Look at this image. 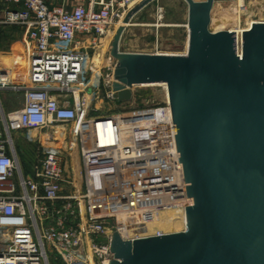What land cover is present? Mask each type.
<instances>
[{
	"label": "built area",
	"instance_id": "obj_1",
	"mask_svg": "<svg viewBox=\"0 0 264 264\" xmlns=\"http://www.w3.org/2000/svg\"><path fill=\"white\" fill-rule=\"evenodd\" d=\"M1 1L3 22L26 28L29 53L23 81L0 67V91L23 95L20 107L0 108V264H52L57 257L62 264H109L113 232L126 240L166 233H148V222L175 207L184 215L192 202L185 194L168 100L164 106L102 115L88 100L73 96L89 85L83 81L84 68L90 67L88 45L122 20L129 0H87L73 7L65 0L55 5ZM111 82L112 72L109 90ZM56 126H71L67 135L80 156L79 195L61 193L73 180L66 175L62 147L53 143L57 134L65 135ZM30 128L48 130V145L39 146L41 158L28 173L12 132ZM27 139L41 141L40 136ZM178 167L181 178L175 179ZM123 210L128 214L121 218Z\"/></svg>",
	"mask_w": 264,
	"mask_h": 264
},
{
	"label": "water",
	"instance_id": "obj_2",
	"mask_svg": "<svg viewBox=\"0 0 264 264\" xmlns=\"http://www.w3.org/2000/svg\"><path fill=\"white\" fill-rule=\"evenodd\" d=\"M139 0L116 28L111 97L165 83L185 194L182 230L123 239L111 234L109 264H264V21L237 33L209 30L214 0L187 6V47L178 53L120 50ZM237 47L239 52H237Z\"/></svg>",
	"mask_w": 264,
	"mask_h": 264
},
{
	"label": "rangeland",
	"instance_id": "obj_3",
	"mask_svg": "<svg viewBox=\"0 0 264 264\" xmlns=\"http://www.w3.org/2000/svg\"><path fill=\"white\" fill-rule=\"evenodd\" d=\"M137 2L139 0H129V8ZM244 2L245 7H247L243 14L244 18L264 21V0H244ZM236 3L237 0H214L209 30H235L239 25H244L243 20L239 23L233 19L232 15L236 11ZM3 7L4 4L0 0V67L7 72H12L13 75L19 76V78L21 76L25 78L29 53V44L26 38L27 30L21 25L3 22ZM223 16L227 17L228 21L219 26V19ZM117 22L115 21L110 26L109 31L99 42L94 45H88V55L90 57L88 63L90 67L84 68L86 73H84L83 81H89L88 86L90 87L93 84L91 87L93 92L91 96L82 87V92L77 91L79 97L89 102L92 97L94 100L92 101L93 103L90 102L91 109L96 114L102 115L128 112L132 109H143L148 106H164L166 102L165 90L164 86L159 84L134 85L132 87L133 96L129 102L120 105L113 103V99L109 95L111 89L109 90L108 88L107 77L112 72L114 65V58L110 54V49L113 35L119 26ZM187 38V6L185 3L182 0H154L139 11L132 19L131 24L126 26L120 41V50L138 53L182 54L186 52ZM86 44L88 43L86 42ZM96 56L99 59L98 61H95L97 60V58L95 59ZM21 79L18 80H24L23 78ZM74 91L73 96H76V90ZM66 94L72 95V93ZM0 102V108L3 109V112L9 108L20 107L23 103L22 92L20 90H2L0 91ZM70 127L56 126L55 129L65 135L57 134V141L53 143L62 147V152L65 155L66 175L73 180L71 186L68 184L63 186L61 193L79 195L83 191L81 188L80 156L78 148L71 144L73 138L67 135L70 132ZM47 133L48 130L46 129L34 128L12 132L24 172L31 173L32 168L37 164L38 159L41 158L38 153L39 146L43 144L47 147L48 144L44 140ZM28 135L31 137L40 136L41 141L39 144L29 141L27 139ZM179 214H181V210L176 207L159 211L157 213L159 220L151 222L147 226V232L182 230L185 226L182 216H173ZM47 248L57 257L58 253L52 244L48 243ZM52 264H62V261L57 257V259L54 258L52 260Z\"/></svg>",
	"mask_w": 264,
	"mask_h": 264
},
{
	"label": "bare ground",
	"instance_id": "obj_4",
	"mask_svg": "<svg viewBox=\"0 0 264 264\" xmlns=\"http://www.w3.org/2000/svg\"><path fill=\"white\" fill-rule=\"evenodd\" d=\"M237 7H236V11H234L235 13L232 15L233 16V19L236 21V22H239L240 23V21L241 20H243V24L244 25H239V27L237 28V29H235V31H236V33H237V37H238V39L240 38V33H241V31H243L244 29H247L249 26H250V24L253 22V21H256V20H253V19H249V18H244L243 17V14H244V11L246 10V8L247 7H245V2H244V0H237ZM264 15V14H263ZM213 20V19H212ZM121 21L122 20H119L118 22H117V24H121ZM228 21V18L227 17H221V19H219V23H218V25L219 26H221L224 22H227ZM248 22H250L249 24H248ZM248 24V25H247ZM186 47H187V44H186ZM97 58V60H95V61H98L99 59H98V57L96 56L95 57V59ZM159 85H163L164 86V90H165V98H166V100H168V93H167V87H166V84L165 83H158ZM152 85V84H151ZM76 98H78V92H76ZM74 151V150H73ZM72 151V152H73ZM77 152V151H76ZM73 154V153H72ZM78 169V168H77ZM77 176V175H76ZM181 178V171H180V167H178V172L177 173H175V179H180ZM179 197H180V191L179 190H177V201L178 200H180L179 199ZM142 208V207H141ZM144 208V207H143ZM121 214H120V217L122 218V217H126L127 216V214H128V212L127 211H121L120 212ZM173 216H182V218H183V222H185V217H184V215L181 213V214H179V215H173ZM157 220H159V216H156V217H154V219L152 220V221H150V222H148V224H147V226L151 223V222H154V221H157Z\"/></svg>",
	"mask_w": 264,
	"mask_h": 264
},
{
	"label": "crops",
	"instance_id": "obj_5",
	"mask_svg": "<svg viewBox=\"0 0 264 264\" xmlns=\"http://www.w3.org/2000/svg\"><path fill=\"white\" fill-rule=\"evenodd\" d=\"M48 4H50V5H55V4H61V2H62V0H45ZM87 2V0H65V3H66V5H67V7H73V6H75V5H78V4H85ZM236 10V9H235ZM85 44H86V42H85ZM87 45V44H86ZM86 90H87V94H89V95H91L92 96V88L90 87V86H88L87 88H86ZM76 92H77V90H76ZM55 97H57V95L58 94H56V93H54L53 94ZM94 99H92V97L90 98V102L91 103H93L92 101H93ZM113 103L114 104H117V105H120V104H124V103H118V102H115V101H113ZM15 108H17V107H14L13 109H15ZM10 110H12V108H9V109H7V111H10ZM18 155H19V153H18ZM19 159H20V156H19Z\"/></svg>",
	"mask_w": 264,
	"mask_h": 264
}]
</instances>
